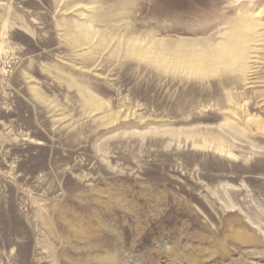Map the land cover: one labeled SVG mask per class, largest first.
Returning <instances> with one entry per match:
<instances>
[{"label":"rangeland","instance_id":"374dc122","mask_svg":"<svg viewBox=\"0 0 264 264\" xmlns=\"http://www.w3.org/2000/svg\"><path fill=\"white\" fill-rule=\"evenodd\" d=\"M127 261L264 264V0H0V264Z\"/></svg>","mask_w":264,"mask_h":264},{"label":"bare ground","instance_id":"6f19581e","mask_svg":"<svg viewBox=\"0 0 264 264\" xmlns=\"http://www.w3.org/2000/svg\"><path fill=\"white\" fill-rule=\"evenodd\" d=\"M257 15H261V13H257ZM125 264H135V263H133L132 261H127Z\"/></svg>","mask_w":264,"mask_h":264}]
</instances>
